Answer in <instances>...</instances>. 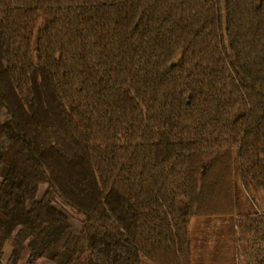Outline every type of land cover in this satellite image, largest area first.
Returning <instances> with one entry per match:
<instances>
[{"label": "trees", "instance_id": "1", "mask_svg": "<svg viewBox=\"0 0 264 264\" xmlns=\"http://www.w3.org/2000/svg\"><path fill=\"white\" fill-rule=\"evenodd\" d=\"M222 218L264 264V0H0V264H192Z\"/></svg>", "mask_w": 264, "mask_h": 264}, {"label": "rangeland", "instance_id": "2", "mask_svg": "<svg viewBox=\"0 0 264 264\" xmlns=\"http://www.w3.org/2000/svg\"><path fill=\"white\" fill-rule=\"evenodd\" d=\"M46 191L43 187L39 193L41 198ZM203 219L191 222L192 243L194 246L192 264H233L234 250L231 237L232 221L220 219L215 223H207ZM76 229L79 223L72 219ZM220 254V256H219ZM143 264H152L147 259Z\"/></svg>", "mask_w": 264, "mask_h": 264}]
</instances>
